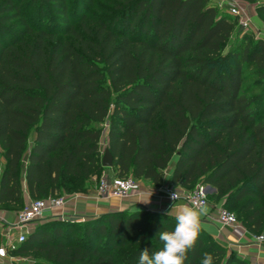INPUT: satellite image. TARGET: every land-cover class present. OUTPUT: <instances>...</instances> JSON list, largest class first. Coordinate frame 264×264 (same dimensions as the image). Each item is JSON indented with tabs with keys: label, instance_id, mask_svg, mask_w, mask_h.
Masks as SVG:
<instances>
[{
	"label": "trees",
	"instance_id": "16d2710c",
	"mask_svg": "<svg viewBox=\"0 0 264 264\" xmlns=\"http://www.w3.org/2000/svg\"><path fill=\"white\" fill-rule=\"evenodd\" d=\"M241 1L264 23V0ZM231 19L212 0H0V206L85 192L106 124L115 176L159 186L172 164L174 187L214 188L259 232L264 99L242 84L251 70L264 79V40L230 42ZM43 222L14 253L45 261L12 264H139L176 223L145 209ZM205 253L250 264L201 229L184 264Z\"/></svg>",
	"mask_w": 264,
	"mask_h": 264
},
{
	"label": "built area",
	"instance_id": "2783aa9c",
	"mask_svg": "<svg viewBox=\"0 0 264 264\" xmlns=\"http://www.w3.org/2000/svg\"><path fill=\"white\" fill-rule=\"evenodd\" d=\"M225 11L234 17L237 25L245 31H251L255 37L264 40V23H256L253 15L248 11L245 4L238 0H224ZM140 188L139 180L131 175L127 176H102L97 184V195L100 197L124 198ZM168 199L176 202L180 199L189 206L209 205L208 187L204 184H198L188 193H178L171 186L165 185ZM177 194L174 201L172 194ZM66 204L65 197L35 198L29 200L24 207L10 218L8 213L0 212V264H5L13 259L15 248L23 243L28 234L32 231L31 225L34 222L43 220H69L74 217L77 220H83L84 217L71 216L62 210ZM207 216L212 222L218 224L221 228L227 229L234 236L235 244L243 245L245 238L249 237L252 245H264V235H254L248 233L245 227L237 220L235 214L223 206L214 207L208 212ZM240 246V247H241ZM257 264H264V260Z\"/></svg>",
	"mask_w": 264,
	"mask_h": 264
},
{
	"label": "crops",
	"instance_id": "0c3cea01",
	"mask_svg": "<svg viewBox=\"0 0 264 264\" xmlns=\"http://www.w3.org/2000/svg\"><path fill=\"white\" fill-rule=\"evenodd\" d=\"M214 3H222L223 0H212ZM255 20V19H254ZM256 23H261L260 19L255 20ZM107 145V125L104 124L101 137L99 140V146ZM107 146H104L106 148ZM107 175L110 177L115 176L112 168L108 169ZM172 171V166L166 171L162 184L155 186L149 180H139L140 188L137 192H134L124 198H111V197H100L96 195L95 192L90 193H77L66 198V204L62 209L64 213L71 216H80L84 218H89L92 216H97L104 213H109L113 211L121 210H137L145 209L151 212H168L172 205L176 203L177 206L186 205L183 199H180L176 202H171L168 199L167 192L165 190V185L171 186L175 191L182 194L183 192L178 187H174L170 181L169 176ZM95 178L92 177L91 181H94ZM150 195V203L144 202V196ZM211 211L210 205L207 206V214ZM10 218L13 215H10ZM209 222L218 227V232H214V235L218 238H234L233 235L227 231V229L221 228L218 224L213 223L209 219L201 218V223ZM205 224V223H204ZM228 239V240H229ZM249 237L245 238L244 244L241 246L244 254H247L253 264H257L262 261V255L264 254V248L262 246L252 245L248 243Z\"/></svg>",
	"mask_w": 264,
	"mask_h": 264
},
{
	"label": "rangeland",
	"instance_id": "374dc122",
	"mask_svg": "<svg viewBox=\"0 0 264 264\" xmlns=\"http://www.w3.org/2000/svg\"><path fill=\"white\" fill-rule=\"evenodd\" d=\"M224 1V0H223ZM239 2L243 3L246 5L248 11L251 13V15H253V18L256 20V19H260L259 16L257 15L256 13V10H255V5L254 4H248V3H245L241 0H238ZM219 7H222V10H225V7L223 6V3H216ZM102 5H105L102 3ZM232 21H234V26H235V30L234 32L232 33V36H231V39H230V42L233 41L236 37H240L242 35V33H251L254 37L255 35L252 33V32H248V31H244L242 28H240L238 25H237V22H235V20L231 19ZM262 22V21H261ZM252 71V70H251ZM251 71H248L246 73V77H245V80L242 84V87L247 90H249L250 92H248V96H253V97H256L258 98V101L260 102L262 99H264V79L262 80H258L256 78H254L253 76H251ZM104 146H107L106 144L104 145H101L99 146L100 147V151H101V154L102 152L107 149L104 148ZM174 161V159L172 160ZM172 166V164L169 166V168ZM110 168H104L95 178L94 181H89L88 183H85L83 185H87V187H81V188H84L86 191L85 192H73L72 190H66V189H63L61 192L59 193H55L52 197H65L67 198L68 196H71V195H74V194H77V193H90V192H95V194L97 195V184H98V181L99 179L104 176V175H107V171H110L108 170ZM168 171V168L167 170ZM115 175V173H114ZM108 176V175H107ZM196 185L192 186L191 188H181L179 186H176L178 187L179 189H181V191L183 193H188L190 191H192L194 188H195ZM208 187V185H206ZM49 197V196H48ZM48 197H43V198H48ZM127 197V196H126ZM36 197H27L26 196V199L25 201L23 202L22 205L20 206H8V205H1L0 206V212H4V213H8L10 215H14L15 213L19 212L25 205V203H27L29 200H32V199H35ZM208 200H209V205L211 207V210L214 208V207H217V206H223L225 207L227 210L233 212V213H236V207L239 205V204H235L234 205H224L223 204V200L222 198L220 197H217L214 195V191L210 190L209 187H208ZM237 215V214H236ZM238 219L241 220L240 216H238ZM204 218L206 219H209V217L206 215L204 216ZM72 220H75L74 217L71 218ZM210 221H212L211 219H209ZM45 221V220H43ZM34 222L32 225H31V230H34L38 224L40 223H44V222ZM204 222V221H202ZM205 223V224H204ZM204 223H201V229H203L207 234H208V237L213 240V241H216L217 243L220 244V246H222L224 248V250L226 251L227 254H234L236 257L244 260V261H247L248 263L250 264H253L252 261L250 260V258L248 257L247 254H244L242 251V247H240L241 245H238V244H235V242L233 241H236L234 238H231V239H227V238H218L217 236L214 235V232H218V227L216 225H213L209 222H204ZM215 223V222H213ZM249 233V232H248ZM250 234H254V235H261L263 234L264 235V226L263 228L257 232V233H250ZM233 240V241H232ZM262 247L264 248V245H262ZM262 255V261L264 260V254H261ZM42 261H45L44 257L42 255H39L38 253L36 252H29V253H25V254H19V253H13V259L5 264H12V262L14 263H36V262H42Z\"/></svg>",
	"mask_w": 264,
	"mask_h": 264
},
{
	"label": "clouds",
	"instance_id": "9594fccd",
	"mask_svg": "<svg viewBox=\"0 0 264 264\" xmlns=\"http://www.w3.org/2000/svg\"><path fill=\"white\" fill-rule=\"evenodd\" d=\"M177 199L176 192L171 197ZM144 202L150 203V195L144 196ZM207 215L205 205H180L176 203L169 210V216L175 218L173 231H162L158 234L159 240L163 242V248L159 251L149 253L144 249L139 255V264H184L187 253L194 248L201 230V218ZM202 264H213V255L205 253Z\"/></svg>",
	"mask_w": 264,
	"mask_h": 264
},
{
	"label": "water",
	"instance_id": "95a60500",
	"mask_svg": "<svg viewBox=\"0 0 264 264\" xmlns=\"http://www.w3.org/2000/svg\"><path fill=\"white\" fill-rule=\"evenodd\" d=\"M101 166L104 168H111L113 165V156L108 149H105L100 158ZM210 190L214 191V188L208 186Z\"/></svg>",
	"mask_w": 264,
	"mask_h": 264
}]
</instances>
